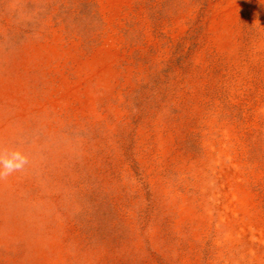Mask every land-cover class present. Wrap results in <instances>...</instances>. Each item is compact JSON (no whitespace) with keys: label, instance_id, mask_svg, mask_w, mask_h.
<instances>
[{"label":"rangeland","instance_id":"obj_1","mask_svg":"<svg viewBox=\"0 0 264 264\" xmlns=\"http://www.w3.org/2000/svg\"><path fill=\"white\" fill-rule=\"evenodd\" d=\"M0 264H264V0H0Z\"/></svg>","mask_w":264,"mask_h":264},{"label":"clouds","instance_id":"obj_2","mask_svg":"<svg viewBox=\"0 0 264 264\" xmlns=\"http://www.w3.org/2000/svg\"><path fill=\"white\" fill-rule=\"evenodd\" d=\"M28 162V157L19 150H11L7 153L0 150V178L23 170Z\"/></svg>","mask_w":264,"mask_h":264}]
</instances>
